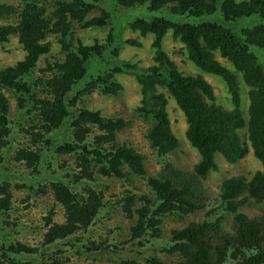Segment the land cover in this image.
Here are the masks:
<instances>
[{"label": "trees", "instance_id": "16d2710c", "mask_svg": "<svg viewBox=\"0 0 264 264\" xmlns=\"http://www.w3.org/2000/svg\"><path fill=\"white\" fill-rule=\"evenodd\" d=\"M112 1V10L139 6L151 16L125 23L122 13L113 28L112 11L94 12L102 0H22L16 6L0 2V19L7 20L0 23V44L15 36L24 52L14 64L0 66V171H10L11 161L19 168L13 172L18 182L0 179V264H73L79 259L98 264L101 258L113 264H264V0ZM250 16L257 21L226 25ZM124 24L141 37H151V64L112 57L117 55L114 34ZM104 26H110L105 42L73 40L75 29ZM167 33L182 44L190 62L224 81L227 108L216 102L204 75L178 69L163 49ZM49 36L57 39L62 56L45 58L38 67L39 58L51 49ZM124 42L141 46L134 38ZM107 50L112 54L108 59L103 57ZM97 62L102 67L90 72ZM236 73L248 87L246 121ZM117 74H130L140 85L137 110L148 121L144 137L161 163L155 174L146 172L142 153L117 139L128 120L79 105L91 93L119 94L123 86ZM169 98L183 114L184 137L198 154L189 170L165 159L180 146L168 116ZM249 149L260 169L249 178H223L217 195L208 194L203 180L218 169L215 156L233 165ZM47 155L73 157L71 165L58 163L62 179L41 180L44 173L56 171L45 167ZM132 176L141 179L149 193L124 189L120 197L106 196L99 187V180L129 184ZM13 192L23 195L18 201L25 211L33 206V197H49L42 216L32 217L36 222L13 215ZM111 198L131 221L125 236H115L114 229L99 223ZM248 201L259 207L258 214L249 217L241 211ZM202 210L203 218L171 229L162 241L165 217L184 218ZM225 214L232 216L229 230L222 226Z\"/></svg>", "mask_w": 264, "mask_h": 264}, {"label": "rangeland", "instance_id": "374dc122", "mask_svg": "<svg viewBox=\"0 0 264 264\" xmlns=\"http://www.w3.org/2000/svg\"><path fill=\"white\" fill-rule=\"evenodd\" d=\"M0 2L12 4L14 6L20 4L22 0H0ZM113 5L112 0H102L99 4V8H97L94 12L95 14L100 12V8H103L107 11H112L113 22L111 26L114 28V25L117 27V22L119 18L122 17V13L124 16L122 17L126 22H129L134 17H149L151 14L145 10V7L135 6L130 10H121L117 7L114 10L111 9ZM120 10V11H118ZM219 16V15H217ZM128 18H131L128 20ZM250 20L257 21L256 16L243 17L239 18L236 21L228 22L226 25L234 28L240 27L244 25L245 22H249ZM7 22L6 19H0V23ZM254 22V23H255ZM253 24V23H252ZM251 25V24H246ZM245 25V26H246ZM110 26L104 27H90L87 29H75L73 32V40L74 38H79L84 44H92L95 41L97 42H105L107 33L109 31ZM126 38H134L141 42V46H131L124 42ZM115 45L117 48V55L112 56L110 54V50H107L104 54V58L108 59V55L112 56L114 59L118 61H128L130 63H137L140 66H147L151 64V57L153 55L154 49L151 47V37H141L138 32L130 30L124 24L121 27V31L114 34ZM48 40L51 43L50 51L42 55L38 60V67L44 65V59L48 58L49 60L58 59L62 55L60 53V44L57 42V39L53 36H49ZM163 49L167 52L169 57L176 63L179 70H181L184 74H201L204 75L206 80L212 84L214 89V94L216 97V102L223 107L227 108L230 104L227 99V93L225 90L224 81L217 75L209 74L203 72L197 66H195L192 62H190L185 55V52L182 48V44L177 40H173L170 33H167L162 42ZM254 51L260 53L258 49H254ZM24 52L21 49V46L18 44L16 37L11 36L8 42L0 44V66L4 65H12L16 61L22 59ZM216 58L222 62V64L231 67L226 60L221 58L216 53ZM102 66L98 64H94L89 68L90 72H95L98 68ZM239 92H240V109L242 111V115L245 121L248 118L247 108H248V97L247 90L248 87L243 82L239 73H236ZM117 80L122 84L123 90L120 91L119 94L115 96H102L97 93H91L90 95L83 96L79 105H83L91 110L100 111L101 115L104 117H121L129 121V125L125 127L123 130L118 132L117 139L119 141H127L130 145L135 147L140 153H142L145 157V169L148 174H155L161 168L160 161L156 158L155 154L149 148V145L144 137L146 129L148 127V121L144 119L138 112L137 107L141 105V92L140 85L136 81L135 77L130 74H117ZM88 75H86L82 81H86ZM82 81H80L77 85H79ZM162 91L167 95V92L162 89ZM168 96V95H167ZM168 116L171 124L172 131L176 135L179 140L180 146L178 150L174 153L169 154L165 159L168 162H171L175 167L180 169L189 170L192 168L193 164L198 159V154L196 150L191 147L187 140L184 137V130L186 127L185 119L181 111L177 108L176 104L173 102L171 98L168 99L167 105ZM244 134V129L240 131V135ZM245 140L244 137H242ZM13 150L8 151V157H11ZM218 156L221 158H218ZM51 159V160H49ZM73 157L71 156H50L47 155L46 165L45 167L48 169H56V171L52 174L50 172L44 173L42 176V181L53 178V179H62L64 172H60L57 169L58 163L65 162L67 165H71ZM220 155L215 156L216 163L218 162V169L216 171L208 173V175L203 180V185L205 191L212 195H217V186L219 182L230 175H243L246 178H249L252 173L258 169H260V162L253 155L251 150L249 149L245 156L239 160L237 163L233 165L227 164ZM7 165L8 162H5ZM11 173L10 171H0V179L1 177L10 178L16 182H18V178L14 175L13 172L19 171L17 168V164L15 161H11ZM66 165L65 168H68ZM7 168V167H6ZM70 168H68L69 172ZM16 177V178H15ZM130 182L127 184L124 181L118 180H99V187L104 191L106 196L110 195H118L120 197L123 194L124 189H132L135 193H149L148 189L145 186V183L136 176H132L128 179ZM131 184V185H130ZM12 190V188H11ZM13 191V190H12ZM16 190L15 192H17ZM26 192V190H25ZM14 193V192H13ZM23 195H17L14 193V198L17 199L15 205L16 210L13 212V215L17 214L19 219L24 218H32V217H40L42 215V210L44 209L47 200L49 197L36 196L33 197V206L25 211L20 209L23 205L22 202H19L18 199ZM25 197V195H24ZM110 200L111 207L107 209V211L102 212V217L99 223L104 225V229H114V235L117 236L118 233L122 236H125L128 230V225L131 223L130 220L125 219L121 212L118 209V206L114 205L113 198ZM47 207V205H46ZM16 211H18L16 213ZM241 211L244 212L247 216L251 217L260 212V209L257 205L248 201L246 204L241 206ZM25 215H29L28 217ZM36 218H32L34 222ZM203 218V210L198 211L194 214L186 216L184 218H177L173 216H167L163 219V223L161 225V238L162 241L167 239L169 236V232L171 229H176L184 226L189 221H199ZM232 216L231 214H225V217L222 221V226L224 230H229L230 222ZM115 226L119 227V230L115 229ZM34 227V226H33ZM20 238L19 236H17ZM26 237V236H23ZM22 239V238H20ZM27 242H30V238H26ZM154 255L158 257L169 260L170 256L163 255L157 251H153ZM87 261L83 259H79L73 264H86ZM98 264H113L107 259L101 258L98 261Z\"/></svg>", "mask_w": 264, "mask_h": 264}]
</instances>
